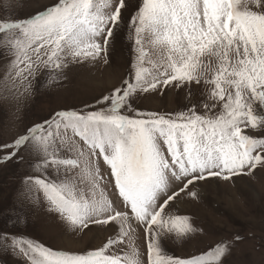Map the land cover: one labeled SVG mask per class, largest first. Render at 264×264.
I'll use <instances>...</instances> for the list:
<instances>
[{
  "label": "snow or ice",
  "instance_id": "obj_1",
  "mask_svg": "<svg viewBox=\"0 0 264 264\" xmlns=\"http://www.w3.org/2000/svg\"><path fill=\"white\" fill-rule=\"evenodd\" d=\"M125 20L131 77L95 110L55 112L0 145L3 162L33 153L38 175L26 177L28 192L71 231L116 234L82 253L8 233L0 243L29 264H142L134 235L142 227L147 264H224L228 241L182 258L163 240L198 231L171 211L181 193L197 196L190 186L264 168V0H54L28 18L0 20V54L11 57L5 87L23 95L41 72L53 74L51 84L70 64L107 63ZM172 88L186 90L183 110L133 108L137 95Z\"/></svg>",
  "mask_w": 264,
  "mask_h": 264
},
{
  "label": "rangeland",
  "instance_id": "obj_2",
  "mask_svg": "<svg viewBox=\"0 0 264 264\" xmlns=\"http://www.w3.org/2000/svg\"><path fill=\"white\" fill-rule=\"evenodd\" d=\"M53 2L0 0V20L28 18ZM135 2L132 0L133 4ZM132 10L129 8L125 16ZM126 23L125 20L117 29L107 63L101 59L70 64L51 84L48 80L53 74L41 72L32 81L31 91L23 95L5 87L3 77L11 57L0 54V145L11 144L32 125L49 119L55 112L95 110L101 96L129 79L133 73L134 53L127 38ZM185 93L186 90L175 88L141 93L136 96L133 108L144 112L176 113L188 102ZM203 93L204 89L198 88L195 99H204ZM34 159L33 153L25 148L17 158L0 161V233L23 235L54 249L81 253L99 248L108 237L116 234V229L109 226H90L84 231L73 232L58 215L47 210L45 203L31 198L26 177L38 175L33 168ZM100 169L107 178L110 169L102 163ZM190 190L197 196L191 197L187 191L181 193L177 201L184 204L176 202L171 211L190 217L198 231L186 238H165V252L183 258L204 253L221 241H228L231 249L224 264H264V168L228 181L210 178L190 186ZM134 235L142 264H147L144 229L137 227ZM237 236L241 237L238 241ZM0 264H29V261L11 248L4 249L0 243Z\"/></svg>",
  "mask_w": 264,
  "mask_h": 264
},
{
  "label": "bare ground",
  "instance_id": "obj_3",
  "mask_svg": "<svg viewBox=\"0 0 264 264\" xmlns=\"http://www.w3.org/2000/svg\"><path fill=\"white\" fill-rule=\"evenodd\" d=\"M43 78H44V77H43ZM45 81H46V80H45ZM240 178H241V177H240ZM233 181H234V180H233ZM213 186H214V184H213ZM214 190H215V189H214ZM216 192H217V190H216ZM215 196H216V195H215ZM180 201H181V200H180ZM177 203H180L181 205L184 204L183 202H178V201H177Z\"/></svg>",
  "mask_w": 264,
  "mask_h": 264
}]
</instances>
